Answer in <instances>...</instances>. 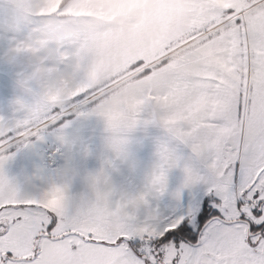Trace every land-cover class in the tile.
Masks as SVG:
<instances>
[{
	"label": "snow or ice",
	"instance_id": "snow-or-ice-1",
	"mask_svg": "<svg viewBox=\"0 0 264 264\" xmlns=\"http://www.w3.org/2000/svg\"><path fill=\"white\" fill-rule=\"evenodd\" d=\"M66 2L0 30V264H264V0H180L154 51L94 81L93 18ZM47 21L53 84L24 94L9 57Z\"/></svg>",
	"mask_w": 264,
	"mask_h": 264
},
{
	"label": "rangeland",
	"instance_id": "rangeland-1",
	"mask_svg": "<svg viewBox=\"0 0 264 264\" xmlns=\"http://www.w3.org/2000/svg\"><path fill=\"white\" fill-rule=\"evenodd\" d=\"M58 3L59 0H46L41 11L52 12ZM23 4L24 0H0V30L23 29L28 24L31 16ZM64 12L69 17L87 15L93 18L89 25L78 28L83 39L93 46L99 57L90 73L93 81L98 72L109 65H116L118 60L119 66H123L134 58V53H151L160 45L170 27L178 28L183 23L180 0H67ZM133 15L136 16L135 21L128 23L129 17ZM113 21L115 29L98 31L101 26ZM63 23L47 21L34 29L42 37L38 45L28 42L32 39L31 34L19 32L25 42L13 50L9 59L13 67L23 74L19 87L24 94L31 95L33 90L42 91L44 87L52 86L53 80L44 63L53 59L55 47L60 42L53 33L61 29ZM5 95L6 92L0 89V99ZM43 99L42 94L36 96L38 101ZM121 118L122 113L119 111L109 113L110 120L118 121ZM179 118L178 115L169 116L165 123L175 124ZM65 201L64 189L54 187L47 194L46 206L62 208Z\"/></svg>",
	"mask_w": 264,
	"mask_h": 264
},
{
	"label": "crops",
	"instance_id": "crops-1",
	"mask_svg": "<svg viewBox=\"0 0 264 264\" xmlns=\"http://www.w3.org/2000/svg\"><path fill=\"white\" fill-rule=\"evenodd\" d=\"M45 204H46V201H45Z\"/></svg>",
	"mask_w": 264,
	"mask_h": 264
}]
</instances>
